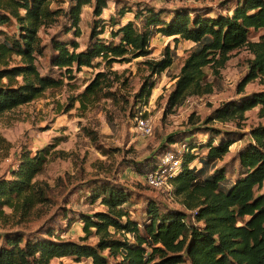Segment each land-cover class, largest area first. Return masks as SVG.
<instances>
[{"label":"trees","instance_id":"1","mask_svg":"<svg viewBox=\"0 0 264 264\" xmlns=\"http://www.w3.org/2000/svg\"><path fill=\"white\" fill-rule=\"evenodd\" d=\"M72 1L63 22L70 24L75 38L80 36L78 24L83 6L94 2L95 18L111 10L108 0ZM220 8L214 16L203 9L191 12L179 8L162 19V12L145 7L125 24L121 20L126 11H119L120 24L116 23L118 29L111 33L113 38H119L118 43L93 42L101 34L96 33L97 23L93 26L91 41L82 52H77L79 45L74 40L59 42L52 36L49 65L70 75L73 68L76 71L92 68L96 59H102L110 67L115 62L145 58L151 54L149 41L154 32L164 38H174V42L183 40L193 44L168 95L167 109L180 106L189 96L211 93V85L202 84V69L208 65L213 69L222 67L232 52L246 48L252 58L247 61V73L238 87L241 94L248 83L264 79V0L224 1ZM143 14L145 23L139 31L134 22ZM61 16L60 9H52V0H0V116L63 85L62 79L41 75L36 65L37 56L45 50L39 33L61 26L63 23H58ZM12 23L19 27L18 37L4 31ZM251 33L260 34L258 41L249 40ZM143 64L150 70L149 76L159 75L172 66L173 55L165 48L160 60H146ZM118 81L116 72H98L65 111L69 112L77 102V111L85 113L108 97L119 103ZM150 88L145 81L135 99L139 98L145 105ZM136 106L135 103L129 109L131 117L136 113ZM257 107L264 116V91L224 104L214 111L213 120L233 121ZM215 134L220 139L217 145H206V157L197 170L189 165L195 160L198 146L186 143L189 152L183 154V169L170 180L173 195L191 213V222L182 210L165 209L160 213L157 205L150 203L146 223L138 224L123 210L127 204L125 191L109 181L102 182L99 183L102 191L94 193L91 199L100 200L105 210L80 216L85 235L80 241L94 236L97 240L94 246L51 238V233L42 227L28 234L8 231L0 233V264H50L62 258H72L77 263L90 259L92 264H109L110 257L120 260L114 264H264V194L256 195L264 183V125L249 132L250 143L237 153L239 173L231 186L223 184L226 180L223 169L202 178L206 165L222 159L234 143L231 138L221 137L219 131ZM8 148L0 136V154H7ZM167 151L170 149L165 147L160 155ZM160 155L153 156L143 176L155 169ZM49 157L48 147L34 155L26 151L10 177L0 178V229L8 227L11 220L13 228L27 222L34 209L47 202L49 187L35 179ZM105 252L108 257L103 255Z\"/></svg>","mask_w":264,"mask_h":264},{"label":"rangeland","instance_id":"2","mask_svg":"<svg viewBox=\"0 0 264 264\" xmlns=\"http://www.w3.org/2000/svg\"><path fill=\"white\" fill-rule=\"evenodd\" d=\"M108 1L111 10L103 12L100 18L93 16L94 2L81 8L78 24L80 36L75 38L70 24L63 22L65 21L63 15L73 1L52 0V9H60L62 13L58 23L63 24L39 33L41 45L45 50L41 56H37L36 65L41 75L62 79L63 85L58 89L46 91L40 99L0 116V136L9 145L7 154L6 152L0 154V178L10 177V172L16 167L24 152L29 151L34 155L48 147L49 160L35 179L42 186L49 187L48 200L34 209L27 222L13 228L11 220L8 227L0 229V233L19 230L23 234H28L42 227L51 233L49 235L51 238L60 237L62 240L94 246L97 242L94 236L80 241L85 236L80 216H91L105 210L100 205V200L94 202L91 197L94 193L102 191L99 183L108 181L125 191L127 204L123 210L138 224L146 223V212L150 203L156 204L160 213L165 209L182 210L187 214V220L191 222V213L185 211L180 199L173 195V188L168 193L152 190L145 185L142 172L146 171V165L153 161V156L160 155L165 147L174 150L177 142H183L186 138L184 143L198 146L191 167L200 169L208 151L206 145L208 143L217 145L220 138L216 136L215 131H219L221 137L231 138L234 143L222 159L210 161L206 165L202 178H208L214 171L223 169L226 172L223 184L231 186L239 173L237 153L250 143L249 132L259 125H264V116L259 107L233 121L213 120L214 111L224 104L264 91V79H256L248 83L241 94L238 93V87L247 73V61L252 58L246 48L232 52L222 67L216 69H213L212 65L204 67L202 84H210L211 93L189 96L180 106L173 109H167V98L174 87L183 61L193 47L191 42L183 40L174 42V38H162L152 32L149 41L151 54L145 58L134 59L128 63L115 62L110 67L102 59H96L92 68H82L80 71L73 68L70 75L64 74L63 70L51 68L49 62L52 47L49 40L52 36L59 42L69 43L70 40H74L79 45L77 52H82L91 41V32L97 23L96 33L101 34L94 38L93 42L100 40L116 44L119 38H113L111 33L118 29L116 23L120 24L118 21L121 17L117 14L119 11H126L121 24L133 20V15L145 7L162 12V19H166L168 14L179 8L191 12L203 9L214 16L215 12L221 11L220 5L224 1L234 0ZM145 16L143 14L135 19L134 24L139 31L143 30ZM111 18L116 22L112 23ZM4 31L15 37L20 34L15 23ZM259 35L251 33L249 40L256 42ZM165 48L173 55L172 66L159 75L149 76L150 70L143 62L160 60ZM108 70L116 72L119 77L117 82L120 90L119 103L108 97L85 113L77 111L79 106L77 102L74 103L73 109L65 111L95 74ZM145 81L147 87L151 85V88L150 97L144 105L139 98L135 99V96ZM135 103L136 113L131 117L129 109ZM139 118L151 121L153 131L149 137L138 134L135 120ZM261 194H264V183L261 189L256 190V195ZM5 212L9 214L10 211L5 209ZM127 238L132 239L130 235H127ZM103 255L108 257L107 252ZM108 261L109 264H114L120 260L110 257ZM50 264H92V261L87 259L77 263L72 258H62L54 259Z\"/></svg>","mask_w":264,"mask_h":264},{"label":"built area","instance_id":"3","mask_svg":"<svg viewBox=\"0 0 264 264\" xmlns=\"http://www.w3.org/2000/svg\"><path fill=\"white\" fill-rule=\"evenodd\" d=\"M135 121L136 130L140 136L149 137L152 134L153 126L149 119L139 118ZM175 146L174 150L160 155L155 169L144 175L146 186L170 193L172 190L170 180L182 171L184 166L183 154L189 152L186 143ZM189 168H192L191 165Z\"/></svg>","mask_w":264,"mask_h":264}]
</instances>
